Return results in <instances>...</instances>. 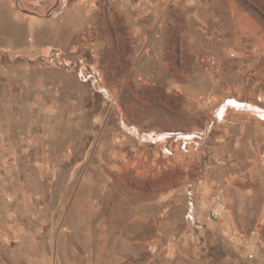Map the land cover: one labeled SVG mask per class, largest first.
<instances>
[{"label": "rangeland", "instance_id": "obj_1", "mask_svg": "<svg viewBox=\"0 0 264 264\" xmlns=\"http://www.w3.org/2000/svg\"><path fill=\"white\" fill-rule=\"evenodd\" d=\"M2 48L0 264H264V0H0Z\"/></svg>", "mask_w": 264, "mask_h": 264}, {"label": "built area", "instance_id": "obj_2", "mask_svg": "<svg viewBox=\"0 0 264 264\" xmlns=\"http://www.w3.org/2000/svg\"><path fill=\"white\" fill-rule=\"evenodd\" d=\"M58 49V48H57ZM8 56V50L5 48L0 49V60H2L4 57ZM44 60L47 64H53V65H61L65 67H76L77 73L80 78L83 80H87L90 82L92 87L94 89H97L98 91H103L105 89L103 83H102V77L99 73V71L96 69L93 64L85 62L83 58H80L79 60H75L76 62L68 60L65 58L64 54H61L60 50H56L55 52H52L49 55V51L46 53V56H44ZM112 104H115V100L112 99Z\"/></svg>", "mask_w": 264, "mask_h": 264}, {"label": "crops", "instance_id": "obj_3", "mask_svg": "<svg viewBox=\"0 0 264 264\" xmlns=\"http://www.w3.org/2000/svg\"><path fill=\"white\" fill-rule=\"evenodd\" d=\"M15 95H16L15 96L16 98H20V99L24 98L27 101L30 99L38 100V99L47 98V96L43 92L40 93V91H36V90L33 92H31V90L29 91L23 90V91L17 92ZM40 105H43V103H40ZM14 115L16 114L14 113ZM14 117L12 119L16 121V124H14V122L8 121V118L4 120L2 114H0V130H6V131L14 130V129L16 130H28L29 129L30 130L34 128L32 122L30 123L28 119L26 120V118H24V116L23 118L22 116H19V118H16V119ZM0 147H2V145H0Z\"/></svg>", "mask_w": 264, "mask_h": 264}]
</instances>
